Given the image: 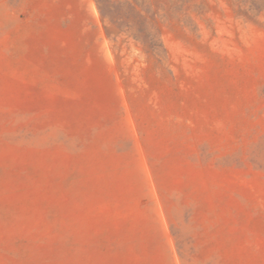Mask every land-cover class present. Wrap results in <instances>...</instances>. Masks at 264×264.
I'll return each instance as SVG.
<instances>
[{"label":"rangeland","instance_id":"374dc122","mask_svg":"<svg viewBox=\"0 0 264 264\" xmlns=\"http://www.w3.org/2000/svg\"><path fill=\"white\" fill-rule=\"evenodd\" d=\"M0 264H264V0H0Z\"/></svg>","mask_w":264,"mask_h":264},{"label":"trees","instance_id":"16d2710c","mask_svg":"<svg viewBox=\"0 0 264 264\" xmlns=\"http://www.w3.org/2000/svg\"><path fill=\"white\" fill-rule=\"evenodd\" d=\"M101 8V7H100Z\"/></svg>","mask_w":264,"mask_h":264}]
</instances>
